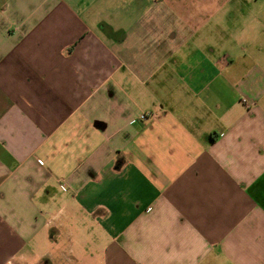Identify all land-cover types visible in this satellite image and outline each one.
I'll list each match as a JSON object with an SVG mask.
<instances>
[{
	"label": "crops",
	"instance_id": "0c3cea01",
	"mask_svg": "<svg viewBox=\"0 0 264 264\" xmlns=\"http://www.w3.org/2000/svg\"><path fill=\"white\" fill-rule=\"evenodd\" d=\"M233 7L0 0V264H264V0Z\"/></svg>",
	"mask_w": 264,
	"mask_h": 264
},
{
	"label": "rangeland",
	"instance_id": "374dc122",
	"mask_svg": "<svg viewBox=\"0 0 264 264\" xmlns=\"http://www.w3.org/2000/svg\"><path fill=\"white\" fill-rule=\"evenodd\" d=\"M234 7L232 8V14L234 17H239L240 10L244 11V14L255 13L254 0H232ZM241 6V7H240Z\"/></svg>",
	"mask_w": 264,
	"mask_h": 264
},
{
	"label": "built area",
	"instance_id": "2783aa9c",
	"mask_svg": "<svg viewBox=\"0 0 264 264\" xmlns=\"http://www.w3.org/2000/svg\"><path fill=\"white\" fill-rule=\"evenodd\" d=\"M151 115H152L151 113H142V114L139 115V118L140 119H144V118H146L148 116H151Z\"/></svg>",
	"mask_w": 264,
	"mask_h": 264
},
{
	"label": "trees",
	"instance_id": "16d2710c",
	"mask_svg": "<svg viewBox=\"0 0 264 264\" xmlns=\"http://www.w3.org/2000/svg\"><path fill=\"white\" fill-rule=\"evenodd\" d=\"M117 164H118V163H117ZM117 164H116V165H117Z\"/></svg>",
	"mask_w": 264,
	"mask_h": 264
}]
</instances>
